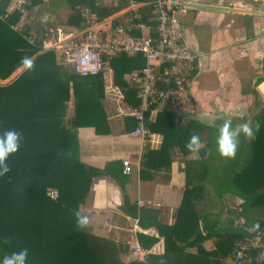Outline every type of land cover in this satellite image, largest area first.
Returning a JSON list of instances; mask_svg holds the SVG:
<instances>
[{
	"label": "trees",
	"instance_id": "obj_1",
	"mask_svg": "<svg viewBox=\"0 0 264 264\" xmlns=\"http://www.w3.org/2000/svg\"><path fill=\"white\" fill-rule=\"evenodd\" d=\"M8 1L0 0V79L18 68L24 56L34 59L35 69L27 72L22 68L0 83V133L14 128L23 134L19 151L8 159L11 172L0 177V259L27 248L29 264H138L125 263L120 258L125 243L95 234L89 228H76L73 211L84 201L92 178L102 175L118 183L122 196L119 208L136 217L141 228L153 226L163 238V251L147 253L142 264H225L238 240L264 232V102L248 122L259 121V133L254 140L241 134L233 159L223 158L217 151L216 139L225 119L215 118L211 123L190 117L181 119L172 109L179 100L163 103L152 120L147 119L149 109L143 112L144 126L160 133L161 140L157 147L144 146L139 178L150 177L157 168L167 169L175 150L182 155L184 185L180 199L173 209V221L162 222L161 207L136 205L135 200L129 199L117 159L97 167L78 157L75 131L68 128L89 124L97 133L108 131L101 101L104 67L97 74L79 76L68 63L66 67L58 65L54 50L43 48L40 38L34 37V42L29 43L12 27L19 11L6 12ZM67 1L70 9L63 23L76 29L126 6L125 0ZM135 1L141 2L136 8L138 16L130 9L124 10L112 17V27L130 19L153 28L152 0ZM37 2L28 0L24 7L28 10ZM21 32L29 33L26 22ZM102 60L110 68L112 81L119 87L123 100L137 106V87L129 84L124 74L143 64L142 55L118 52L111 57L103 55ZM70 95L73 115L70 127H64L60 119ZM235 118L230 119L238 122L235 127L245 122L243 115ZM122 119L128 131L136 123L132 115ZM193 133L199 134L202 146L195 156H189L185 145ZM205 188L218 201L215 211L196 203ZM48 190H54L56 196L49 197ZM226 193L241 199L236 209V215L242 219L240 226L220 225L221 195ZM253 225L255 228L249 231ZM136 236L140 245L146 247L157 240V236L141 231ZM4 237L9 238V244L3 243ZM205 239L211 240V248L202 246ZM261 240L264 242V235ZM260 250L261 246L250 248L243 264H264V259L256 261Z\"/></svg>",
	"mask_w": 264,
	"mask_h": 264
},
{
	"label": "crops",
	"instance_id": "obj_2",
	"mask_svg": "<svg viewBox=\"0 0 264 264\" xmlns=\"http://www.w3.org/2000/svg\"><path fill=\"white\" fill-rule=\"evenodd\" d=\"M44 1H46L45 8L36 11L38 5ZM196 1L264 9V0ZM55 7L50 0H38L28 10L25 8L28 12L25 21L27 29L34 37L42 40L43 48H52L45 45L55 41L57 28H60L63 35L74 34L77 32L75 30H78L63 23L68 11L65 12L60 23L55 24L54 27L50 26V21L57 13ZM171 8L177 17L184 40L195 53L194 73L183 98L172 108L173 111L179 114L181 119L190 117L203 123H211L215 118L230 120L250 110L257 112L264 102V15L245 13L241 10L224 11L185 6ZM122 11L120 9L110 16L93 22V26L104 27L112 20V17L121 14ZM54 55L58 65L67 66V63L63 65L58 56ZM22 68L20 65L10 73L9 79ZM107 72L108 75H102L103 97L101 101L106 113L108 131L97 133L89 124L68 128L75 131L78 157L82 162L97 167L103 166L109 160L117 159L120 162V168L122 159H127L130 162V171L124 173L121 170V174L123 187L129 199L135 200L136 205L161 207L162 222L171 223L173 209L179 202L184 185L182 155L175 150L167 169L157 168L152 170L150 177L139 178L141 152L146 145L157 147L161 134L148 130L146 126H144L146 133L143 135H133L130 134L131 129L129 131L125 129L126 125L122 118L125 115H131L130 111L133 107L123 100L119 87L112 81L110 68ZM2 80L0 79L1 82ZM106 87H111L119 93V102L106 101ZM161 105L151 106L147 119L152 120ZM72 115L73 97L70 95L65 102L60 124L70 127ZM249 120L246 119L245 122ZM196 154L197 152L194 151L188 155L195 156ZM206 190L207 188L204 189L203 195ZM222 195V201L226 200L231 204L238 202L227 193ZM138 199L149 201V203H137ZM121 201V189L118 183L108 175L96 176L92 178L89 191L84 201L79 204V209L89 215L91 223L88 228L93 233L125 243L126 248L120 254V258L125 263L138 261V264H142L146 253L163 251V238L157 235L153 226L141 228L136 217L119 208ZM196 203L200 206V199ZM212 210L216 209L212 208ZM225 210L228 209L225 208ZM222 211H224L223 208ZM225 213L220 214V225H225L228 220ZM138 231L157 236V240L149 247L141 246L142 253H132L128 249L127 242L136 238ZM202 246L206 249L211 248V240H203Z\"/></svg>",
	"mask_w": 264,
	"mask_h": 264
},
{
	"label": "built area",
	"instance_id": "obj_3",
	"mask_svg": "<svg viewBox=\"0 0 264 264\" xmlns=\"http://www.w3.org/2000/svg\"><path fill=\"white\" fill-rule=\"evenodd\" d=\"M26 2L28 0H9L5 10L19 11L12 27L20 31L27 42L33 43V34L21 32L25 20ZM125 2L126 6L122 10L130 9L137 17L136 8L141 2L135 0H125ZM152 4L153 28L148 23L130 19L113 27L112 21L102 28H96L92 23L83 29L75 30L77 32L74 34L63 35L60 28H57L55 41L45 45L58 49L65 63H68L79 76L97 74L104 67L103 55L111 57L118 52H136L142 55L143 64L124 74L129 84L136 85V95L139 99L137 106L130 111L136 120L130 130V134L133 135L146 133L143 112L150 109V105L174 102L183 98L195 68V53L181 34L179 22L169 6V0H152ZM92 66H96L94 74L91 70ZM121 170L124 173L130 171V162L127 159H122ZM47 195L54 198L56 192L48 190ZM137 203L148 204L149 201L138 199ZM262 235H264L263 231L244 240H238L225 264H243L249 249L256 247ZM127 246L132 253L143 252V246L140 245L137 236L128 240Z\"/></svg>",
	"mask_w": 264,
	"mask_h": 264
},
{
	"label": "clouds",
	"instance_id": "obj_4",
	"mask_svg": "<svg viewBox=\"0 0 264 264\" xmlns=\"http://www.w3.org/2000/svg\"><path fill=\"white\" fill-rule=\"evenodd\" d=\"M20 64L27 72H32L35 69L34 59L30 56L22 57ZM95 67L96 66H92L91 68L93 74L95 72ZM260 128L261 125L259 121H256L254 124L244 122L234 128L232 126V121L226 120L223 126L219 128V135L216 139L217 151L223 158H235L240 144L239 138L241 134L248 140H254ZM22 140V132L14 128L5 129L0 133V177H4L11 172L12 169L8 163V159L12 154L19 151ZM201 146L202 141L197 133H193L185 145L190 152L198 151ZM73 216L75 218L77 230L83 231L88 228L91 223L89 215L79 208L73 211ZM3 243L9 244V238L4 237ZM0 264H29V250L27 248H22L19 251L5 255L0 259Z\"/></svg>",
	"mask_w": 264,
	"mask_h": 264
},
{
	"label": "rangeland",
	"instance_id": "obj_5",
	"mask_svg": "<svg viewBox=\"0 0 264 264\" xmlns=\"http://www.w3.org/2000/svg\"><path fill=\"white\" fill-rule=\"evenodd\" d=\"M51 2H53V5H55L56 9H57V13L54 17V19L52 21H50V26L54 27L55 24H58L60 23V21L63 20L64 18V14L66 11H69L70 9V5H69V2L67 0H50ZM45 5H46V1H44L42 4L38 5L36 11L40 10V9H43L45 8ZM47 7V6H46ZM28 12H25V20H26V16H27ZM24 20V22H25ZM49 36V34L47 35ZM54 50V53L58 56V58L61 60L60 63H62L63 65H65V61L64 59L62 58V56L59 55V50H57L56 48H53ZM66 67V66H65ZM108 67L106 66V63L104 65V68L102 69V72H101V76L104 74H107L108 75ZM9 77L10 75L6 78V79H3L2 82H5V81H8L9 80ZM0 81V83H2ZM106 91H107V98H106V101H117L119 102L120 101V95L119 93L116 91V90H112L111 87H106ZM256 111L255 110H250V111H247L246 113H243L241 115H243L245 117V120L246 119H250L251 116L255 113ZM239 115H236V117H238ZM232 119H234L232 117ZM236 119V118H235ZM238 122L236 120H234L232 122V126L235 127V125L237 124ZM262 180L264 181V177H262ZM238 201V200H237ZM231 203V202H230ZM218 204V201L217 199L211 194V191L208 189L206 190L205 194L202 196V198L200 199V206L203 207V208H215L216 209V206ZM224 205V204H223ZM225 206H223V210L222 213L224 212L225 213ZM230 210V207L229 209L226 211V215L227 217H231V218H237L239 223H241V218L238 217L236 215V211L234 209V213L233 215H229L228 211ZM221 213V214H222ZM221 216V215H220ZM255 228V225L251 226L248 228L249 231H252L253 229ZM263 240V238H262ZM261 239H259L257 241V245L256 246H261V250L256 254V261L258 262V260H261V259H264V242L262 241ZM247 260H245L246 262ZM259 263V262H258ZM246 264V263H245ZM261 264V263H260Z\"/></svg>",
	"mask_w": 264,
	"mask_h": 264
},
{
	"label": "water",
	"instance_id": "obj_6",
	"mask_svg": "<svg viewBox=\"0 0 264 264\" xmlns=\"http://www.w3.org/2000/svg\"><path fill=\"white\" fill-rule=\"evenodd\" d=\"M169 6L173 7V6H185V7H194V8H206V9H215V10H224V11H235V10H241L242 12L245 13H256V14H263L264 15V9H251V8H238V7H232L228 4H224V5H218V4H212V3H200L196 0H186V1H182V0H169ZM230 197L234 198L236 201L238 200V202H235L234 204L228 203L226 200H223L224 202V206L226 207V209H229V207L231 208L228 213L229 215H233L234 213V209H236V206L238 205V203L241 201V199L231 193H227ZM223 195H221L222 197ZM240 226L241 224L239 223L238 219L235 217L234 219L231 217H228V220L226 222L225 225H221V226Z\"/></svg>",
	"mask_w": 264,
	"mask_h": 264
},
{
	"label": "flooded vegetation",
	"instance_id": "obj_7",
	"mask_svg": "<svg viewBox=\"0 0 264 264\" xmlns=\"http://www.w3.org/2000/svg\"><path fill=\"white\" fill-rule=\"evenodd\" d=\"M238 8H241V7H238ZM252 9V8H251ZM253 9H256V8H253Z\"/></svg>",
	"mask_w": 264,
	"mask_h": 264
}]
</instances>
